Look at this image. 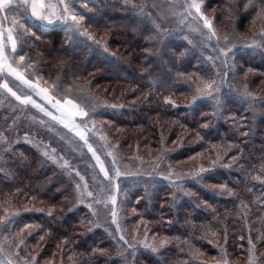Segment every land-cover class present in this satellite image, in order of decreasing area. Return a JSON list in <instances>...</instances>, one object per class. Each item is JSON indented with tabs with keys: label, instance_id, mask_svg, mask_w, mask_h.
Listing matches in <instances>:
<instances>
[{
	"label": "trees",
	"instance_id": "16d2710c",
	"mask_svg": "<svg viewBox=\"0 0 264 264\" xmlns=\"http://www.w3.org/2000/svg\"><path fill=\"white\" fill-rule=\"evenodd\" d=\"M133 3L137 7L131 6L130 2L123 3V0H98L89 15L90 23L109 36L111 47L123 54L128 67L98 46L79 54L60 26L47 29L35 26L33 31L41 40L33 37L35 44H29L38 46L30 50L41 67L58 71L66 78L80 75L82 80L76 84L79 87L84 84L89 88L95 83L107 87V92L109 90L127 103L125 107L106 111L101 116L122 129L119 138L126 147L143 154L146 150L158 151L168 160L173 173L179 171L180 163L185 164L180 166L187 173L183 191L161 179L139 186H124L125 224L129 232L138 231L135 235L139 240L147 234L156 241V250L142 246L139 240L135 242L137 239L132 241L134 235L124 232L136 248L129 252L99 225L85 226L84 207L75 208L73 192L68 185L59 175L42 168L36 155L24 145H19L25 148L24 154L13 162L14 179L0 178V204L7 199L4 193L11 191V201L28 208L21 213V219L40 226L39 235H45L42 257H52L51 260L62 254H73L72 262L76 264H208L207 260L222 256L223 247L230 261L245 264L248 262L249 235L256 245L255 256L264 260V223L261 221L264 218V180L253 179L261 174L264 165V103L261 102L264 98V50L244 45L246 49L234 52L236 76L234 82L232 78V93L229 91L223 98L221 111L224 115L217 118L213 115L211 99H198L195 104L190 101L193 94L189 86L195 78L207 77L212 72L204 56L189 55L188 43L169 34L165 36L167 48L163 63L143 52L150 45L141 35L144 26L140 18L143 13L155 17L150 1L133 0ZM215 5H218L219 22L227 28L239 27L252 34H258L264 28V18L254 20L255 11H245L242 3L236 7L232 0L207 2L208 9ZM227 11H232L231 18ZM102 60L108 61L110 67ZM178 72L192 74L193 79L178 77ZM243 85L258 95L254 104L236 91ZM155 89L157 93H154ZM167 95L177 107L164 103L163 98ZM205 119L214 132L202 127ZM197 131L203 140L195 135ZM230 143L235 147L229 149ZM212 145L216 147L213 149ZM162 149L166 151L162 152ZM225 150L227 156L222 164H232L229 157L239 154L237 165L231 168L217 165L202 182L190 175L201 165L209 167L216 153L224 155ZM221 183L238 195H219L218 188H209ZM35 206L43 207V212L35 211ZM213 232L216 235H212ZM241 236L245 239L241 240ZM163 239L169 242L161 246ZM99 249H105V252L101 254Z\"/></svg>",
	"mask_w": 264,
	"mask_h": 264
},
{
	"label": "rangeland",
	"instance_id": "374dc122",
	"mask_svg": "<svg viewBox=\"0 0 264 264\" xmlns=\"http://www.w3.org/2000/svg\"><path fill=\"white\" fill-rule=\"evenodd\" d=\"M97 1L98 0H86V8L84 7L82 0H73V4L78 11H81L82 14H86L87 23L85 24V27L92 34L94 40L98 41L99 44L93 43V41L87 39V37L80 35L79 33H75L74 31H71L62 25L44 26L35 19L25 18L23 22L26 23L27 27H29L31 31L27 33L28 38L22 42L23 45L21 44L19 46L18 54H24L26 60L33 61V69L38 67L40 69V76L43 78V80L47 81L49 85L55 82L62 83L66 89H70L73 95L78 98V102L79 97L81 96L90 99L95 112V123L97 126L95 132L89 131V136L91 142H93V147L97 149L101 160L105 164V167H112V156L108 155V152L111 151L115 155L121 171H128L131 173V175L120 176L113 180V184H119V191L117 192L115 189H113L112 192L109 193L106 186L107 182L105 177L103 173L100 172L99 165L96 163L95 158L92 157L91 152L88 151L83 141L80 140L75 133L64 128L63 125H60L57 121L52 120L51 117L41 113L38 109L29 107L27 111L19 110L23 112V115H20L19 112H17L16 119L19 127L17 128L16 125H12V127L9 128V125L12 124L11 114L14 112V110H16V104L18 102H16L14 98L11 97L10 93L0 90V131H3L5 135L10 136L12 139L11 148L7 151H5V147L0 146V178L2 177L9 180L14 179L16 176L13 165L14 159L19 158L22 154H24L25 146L27 149L30 148L31 151L36 155V158L42 168H46L54 175H59L68 185L69 189L73 192V204L75 203V208L81 206L84 207V215L87 219H94L95 226L99 225L100 227L104 228L113 239L116 238L117 243L123 244L122 241L118 240L120 233L116 231L117 223H119L120 228L123 229V232H126L128 235L130 234V236L134 235V237L137 239L135 242L139 240V238L135 235L138 231L129 232V229L125 224L127 216L124 214L126 209L124 202V186H139L146 183L147 181L156 179L169 181L167 178L169 174L168 160L164 156L163 159H158V157H161L158 151L151 152L146 150L143 154L137 149L132 150L131 148L126 147L119 138L122 129L116 128L114 124L108 119L101 118V116H103L104 112L106 111L119 110L125 107L127 103L124 100L118 99V97H115L111 92H109V90L107 92V87H103L95 83L90 84L89 88H87L84 84L79 87L76 84L82 80L79 78L80 75L73 76V78H66L58 71L51 72L47 67H41V64L38 63L37 58L31 54L30 50V48L38 47L31 46L35 44V39L33 37L39 41L41 40L40 35L34 33L33 31L35 26L39 25L44 29L60 26L64 30V34L67 37L66 39H68L69 43L74 45V48H76L79 54L82 55L88 53L92 46L95 48L98 46L105 53L113 56L117 61L122 62L124 66L128 67V64L123 60V54H121L119 50H114L111 47L109 43V36L101 33L98 28L89 21V15L94 11L93 4ZM148 1H150L152 4L150 8L154 13L155 19L158 23L162 22V26L167 29V34L172 37L175 36L177 39L182 38L186 43H188L187 49L190 50L189 55H191V53H195L197 55L204 56V59L209 63V66L212 70V72L208 74L209 76H213L214 73L220 70L229 72V76L227 77L229 82L225 83L221 89L223 93L222 99L228 94L229 91L232 93V68L224 66V58L216 46V40L215 38H213L211 41L207 39L206 33L208 30L204 27L202 21H198L194 16H186V14L183 13L181 6L186 7L185 0ZM208 1L209 0H204V6L202 10L209 18L213 20V25L221 37L224 35H231L233 31H235V33L241 37L246 36L249 38V40L252 38L253 34L250 32H243L239 30V27H237V29L227 28L224 26L223 22H219V13L218 11L216 12L218 5L208 9ZM129 2L131 6L136 4L133 3V0H130ZM123 3H126L125 0H123ZM194 11L195 10H193V12ZM227 13L231 18L232 11H227ZM5 26H8L7 22L5 23ZM222 43L223 41L221 40V44ZM244 45L246 44L243 42V40L235 42V46L231 49V66H235L233 57L234 52L241 48L246 49ZM105 62L106 66L110 67V63L108 61H104L103 63L105 64ZM29 74V78H35L32 69H29ZM2 78L4 77L0 76V79ZM8 79L10 81H14V78L9 77ZM18 84V81H14L13 90H16L15 85ZM191 85L192 88L190 87V89H194L196 82H192ZM226 87L228 89H226ZM229 87L231 89H229ZM85 88L87 91H84ZM21 89L24 90L23 86H21ZM156 89H158V86ZM156 89L154 90V93H157ZM257 96L258 95L255 94L256 99H259ZM33 98L38 102H43L45 107H48L49 110H52L51 106L48 105L46 101H40V98L36 96H33ZM246 98V100L252 99L250 97ZM190 101H192V98ZM212 102L215 103L213 100ZM177 106L178 105L175 104L174 107ZM89 128L91 129V123H89ZM25 133H27V135H25ZM98 133L106 137L107 143L112 145L111 148L104 146L105 141L100 139V135H98ZM19 145H24V147H19ZM53 149L55 152H53ZM206 159L209 160L211 158L207 157ZM65 160L68 161L67 165H64L63 163ZM179 165L184 167L185 164L180 163ZM180 166L177 173L181 174V178L184 180L187 176V173H184V170ZM71 169L78 170L80 174L85 177V181L92 185L90 190L98 193L96 199L103 201L102 203L94 205L95 210L99 213L97 217L92 216L93 209L88 207L87 197H85L84 203H77L76 189L73 187V185L76 182H79V177L76 176L75 172L71 171ZM173 178L176 177L173 176ZM209 188L214 189V186H209ZM111 194H114L117 197L116 222H113L111 218L112 205L111 200L108 199L109 195ZM10 202L13 207L18 209L19 215L15 222L10 224L8 227L9 233H18V235L15 238L9 236V239L13 241V244L21 239L24 241V243L20 245L19 249H16L15 247H9L7 243H4V247L8 250V255L0 252V264H8V261L17 259V257L13 255V253L17 251L19 252L20 257L27 255L30 259L31 256L34 255L36 260L33 262V264H76L72 262L74 261L72 260V256H74L73 254H69L67 256L62 254L57 256L55 260H51L52 257L43 258L42 254L44 252V243L42 242L45 235H39L38 232L40 231V226H33V223L30 224L21 219V213L28 209L26 206L21 207L13 201ZM5 206H8L5 202L0 204V215H4L3 207ZM34 208L37 212H43V207L35 206ZM24 224H28L29 227L23 228ZM88 225L90 227L93 226L92 224H85V226ZM21 228H23V231H20ZM134 229L136 230L135 227ZM40 237H43V240ZM3 239L4 233L0 232V242H2ZM144 239L145 236H142L139 241H143ZM147 239L149 242L156 244V241H154L152 238L147 237ZM116 241H114L115 245L117 244ZM214 243L218 244L216 242ZM140 244L145 246L142 243ZM124 246L129 252L136 251L135 247L127 248V245L125 244ZM225 258L228 260L229 264H234L228 259L227 254ZM256 259L260 260L259 257H256ZM220 260L221 256L214 260H207L206 263L216 264V261ZM245 264H248V262Z\"/></svg>",
	"mask_w": 264,
	"mask_h": 264
},
{
	"label": "snow or ice",
	"instance_id": "6c2138e0",
	"mask_svg": "<svg viewBox=\"0 0 264 264\" xmlns=\"http://www.w3.org/2000/svg\"><path fill=\"white\" fill-rule=\"evenodd\" d=\"M84 7H87L86 0H82ZM126 3L129 0H125ZM186 7H182L183 13L186 16H194L198 21H202L204 27L208 30L206 33L207 39L211 41L213 38L216 40V46L219 49V52L223 55V64L225 67H231V75L233 82L235 81L236 72L234 66L230 65V55L231 49L235 46V42L243 40L246 46L250 48H255L258 50H264V28L260 29L258 34L253 33L252 38L249 40L248 37H241L233 31L231 35L220 36L214 25L213 20L209 18L203 9L204 0H185ZM243 4V9L248 11L249 9L255 11L256 18H264V0H232V4L236 7H239V4ZM133 7H137L133 4ZM193 10H195L193 12ZM143 12V10H141ZM25 18L35 19L39 21L44 26H53V25H62L67 29L79 33L87 37V39L92 40L93 43L99 44L98 41H95L92 34L85 27L86 14H82L81 11H78L73 4V0H0V76L4 78L0 79V90L6 91L11 94V97L14 98L16 102V110L11 114L12 124L9 125V128L12 125L19 127L16 116L17 112L20 115H23L22 111H27L29 107L38 109L41 113H44L46 116L52 118V120L57 121L60 125H63L64 128L75 133L76 136L83 141L84 145L87 147L88 151L91 152L92 157L95 158L96 163L99 165L100 172L103 173L106 186L109 193L115 189L119 191V184H113L112 181L117 179L120 176H130L131 173L128 171L122 172L117 159L113 152L109 151L108 155L112 156L111 165L112 167H105L104 162L101 160L100 155L96 148L93 147V142L90 140L89 131H96L95 123V112L92 107L90 99L81 96L76 98L70 89H66L64 85L60 82H55L51 85L47 81L43 80L40 76V69L37 67L33 69V61L26 60L24 54H18V48L22 42L28 38L27 33L31 31L27 27L26 23L23 21ZM7 22L8 26H5ZM140 23L144 26L143 32L141 33L144 40L149 43V47H145L143 52L148 53L149 56L156 57L157 62L163 63L164 49L167 48L165 43V36L167 34V29L162 26L161 23H157L156 19L152 17L150 13H143L140 18ZM144 32H147V35H144ZM34 34V33H33ZM221 40L223 43L221 44ZM184 55V53H181ZM173 64L176 63L172 57L169 58ZM29 69L33 70L35 78H29ZM177 76H186L187 79L192 80V74H186L178 72ZM229 72L226 71H217L213 76L207 77H196V86L193 90L192 100L193 103L199 99L203 100L209 98L215 103L213 104V115L217 118L224 115L221 111L223 107L224 100L222 99L223 93L221 91L222 86L225 83H228L227 77ZM14 78V81H18L19 84L15 85L16 90H13L14 81H10L8 78ZM217 77V78H213ZM23 86V89H21ZM191 87V85L189 86ZM236 91L240 93L241 97H250L252 98L248 101L251 104L255 103L256 97L255 94L249 91L247 85L238 86ZM33 96L39 97L40 101H46L48 105L51 106L52 110H49L48 107H45L43 102H38ZM261 102L264 103V98H261ZM164 103L172 104L175 106V102L171 99L170 96L164 97ZM89 123H91V129L89 128ZM202 127L208 129L209 132H214V128H210L208 120L205 119ZM247 134L246 132L244 133ZM27 135V133H25ZM100 139L105 141V147L111 148L112 145L107 143V139L104 135L99 134ZM195 135L203 140L204 137L201 136L200 132H195ZM12 139L10 136L5 135L3 131H0V146L5 147V151L11 148ZM216 146L212 145L214 149ZM235 145L231 143L228 145L229 149L234 148ZM166 150L162 149V152ZM53 152L55 150L53 149ZM199 155V154H197ZM225 156H227V150H225L224 155H221L219 152L216 153L215 159L210 162L209 167H204L203 165L192 170L190 175L195 178L197 181L202 182L206 176H209L215 169L217 165H221L226 168H231L238 164L239 154L237 156H231L229 159L233 162L232 164H222ZM158 159H163V156L158 157ZM64 165L68 164V161L63 162ZM75 172L76 176L79 177V182H76L73 187L76 189V199L77 203H84L85 197L88 198V207L93 209L92 216L97 217L99 213L95 210L94 205L102 203L103 201L97 200L96 197L98 193L93 190H90L92 185L85 181V177L80 174L76 169H71ZM111 173V174H110ZM173 176L176 177L173 180ZM168 180L174 184L178 191L184 190V180L181 178V174L173 173L169 169V174L167 176ZM95 179V178H93ZM256 180H264V165L261 166V174L253 177ZM218 188L219 195L227 196H237L238 194L232 189L229 188L226 184L221 183L214 186ZM2 191V189H0ZM17 192L20 190L17 189ZM7 197L5 203L8 206L3 207L4 215H0V232L4 233V239L0 242V252L8 255V250L4 247V243H7L9 247H15L16 249L20 248V245L24 243L21 239L15 244L9 239V236L15 238L18 233H9L8 227L10 224L14 223L16 218L19 215L18 209L11 205V196L13 193L11 191L4 193ZM108 199L111 200V218L113 222L117 221V197L114 194L109 195ZM52 213L50 212L49 215ZM87 219V218H86ZM262 223H264V218H261ZM88 224H92L95 227L94 219H87ZM29 227L28 224H24L23 228ZM23 228L20 231H23ZM86 231H91V229H86ZM116 231L120 233L118 240L122 241L123 244L127 245V248H133L134 244L132 241H135L136 238L132 237V241L126 239V236L123 232V229L120 228L119 223H117ZM212 235H216L215 232ZM43 239V237H40ZM206 238V237H201ZM227 239V234H225V240ZM241 240L245 239L244 236L240 237ZM67 240V238H65ZM248 241V264H264V260H257L256 245L253 243L251 235L247 238ZM169 241L167 239L160 240V245L163 246ZM211 243V241H209ZM138 243L144 244L146 247L151 248L153 251L156 250L157 245L155 243L149 242L147 239V234L143 241H138ZM243 246V245H242ZM93 251H96L94 249ZM199 251L198 249L196 250ZM99 252L103 254L105 249H99ZM221 260L216 261V264H229L228 260L225 258L226 252L223 247H221ZM196 253L193 252V255ZM17 259H12L8 261V264H33L36 260V257L33 255L29 259L26 255L24 257L19 256V252L13 253Z\"/></svg>",
	"mask_w": 264,
	"mask_h": 264
}]
</instances>
